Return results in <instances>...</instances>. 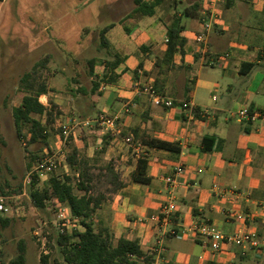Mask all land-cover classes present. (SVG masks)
Instances as JSON below:
<instances>
[{
	"label": "crops",
	"instance_id": "crops-1",
	"mask_svg": "<svg viewBox=\"0 0 264 264\" xmlns=\"http://www.w3.org/2000/svg\"><path fill=\"white\" fill-rule=\"evenodd\" d=\"M93 1L4 0L0 33L14 53L38 51L48 56V69L57 62L83 60V54L94 47L97 32L100 51L106 54L94 66L100 84L91 93L98 100V114L117 116L124 136L137 129L180 148L176 155L146 146L150 183L143 185L131 178L139 160L130 148L107 135L110 141L103 161L117 163L124 187L95 212V228L108 230L115 245L120 238L137 240L145 253L154 256L153 264H264V254L252 248L246 255L234 245L214 253L200 238L172 234L200 225L224 234L244 231L264 239V120L240 123L233 116L243 108L264 112V0H219L207 54L196 39L189 47L185 36L190 30L196 36L201 25L194 18H187L186 24L182 20L185 53H176L169 66L164 62L166 27L179 9L192 3L165 0L153 17H143L138 0H102L96 16L100 13L108 23L95 31ZM118 28L123 38L116 34ZM220 56L225 57L216 65L219 70L205 71L216 67L211 61ZM61 66L63 72L66 65ZM105 75L114 76V81L102 80ZM147 82L158 93L175 101H191L210 115L190 117L179 105L171 109L154 106L142 90ZM96 129L92 133L102 144L106 135ZM205 139L213 140L211 151L203 149ZM179 163L184 173L175 190L177 212L168 223L159 222L171 191L164 178L173 175ZM234 213L245 215L246 220H238Z\"/></svg>",
	"mask_w": 264,
	"mask_h": 264
},
{
	"label": "trees",
	"instance_id": "trees-1",
	"mask_svg": "<svg viewBox=\"0 0 264 264\" xmlns=\"http://www.w3.org/2000/svg\"><path fill=\"white\" fill-rule=\"evenodd\" d=\"M164 1L138 0L137 4L143 17H153ZM179 3V1L175 2L176 5ZM204 8L203 0H197L182 8V11L175 13L172 22L166 27L167 49L164 54V62L167 66L172 63L176 53L182 55L185 53L187 40L182 35L185 30L182 20L184 18H202ZM106 30H103L102 35L106 33ZM102 42L103 44L106 42L104 37H102ZM146 49L147 47L143 48L144 52ZM48 64L49 58L46 56L40 62L35 63L32 69L20 78L21 100L12 112L16 137L22 140L27 148L37 143L45 145L40 156L34 153L30 154L31 158L27 164L28 171L39 159L53 149L48 142L52 133L56 132V120L61 116V112L57 110V105L53 100H49V107L40 102L42 96H47L52 92L43 79ZM95 64V59L88 62L89 76L92 78L94 93L99 87V78L94 69ZM247 67L252 68V65L248 64ZM102 80L112 83L114 76L105 75ZM186 91L188 94L191 92L189 85L186 86ZM57 131L62 138V130ZM132 135L149 148L170 151L176 155L180 154V148L177 144L150 138L140 134L137 129L133 130ZM121 137L125 136L121 134ZM104 139L101 149L96 151L92 158H87L82 156L71 137L67 147V163L72 175L62 178L52 176L42 190L36 188L38 184L36 178L30 184L29 194L36 209L45 210L47 202L50 201L58 209L67 208L71 216L79 220V228L76 230L65 234L58 232L57 234L56 245L60 249L62 259L52 261L50 253L42 254L40 264H153L154 256L145 253L137 240L131 241L120 238L115 245L111 233L105 229H96L92 222V217L102 204L112 194L124 187L114 162L103 161V156L109 146L108 141H110L107 136ZM212 141V139L203 141L202 146L205 151L212 150L210 146ZM148 165V159L138 161L136 170L131 176L133 182L143 185L150 183V179L147 177ZM21 188L20 185L17 189H11L7 182L2 183L0 176V196L20 194ZM11 223L10 218L0 217L2 231H6ZM17 249L18 254L8 264L26 263L24 240L17 243Z\"/></svg>",
	"mask_w": 264,
	"mask_h": 264
},
{
	"label": "rangeland",
	"instance_id": "rangeland-1",
	"mask_svg": "<svg viewBox=\"0 0 264 264\" xmlns=\"http://www.w3.org/2000/svg\"><path fill=\"white\" fill-rule=\"evenodd\" d=\"M2 1L0 0V18L5 14ZM182 1L185 2L184 5H188L197 0ZM203 2L206 6L207 0H203ZM92 7L95 10L94 29L98 31V28L100 29L108 23L100 18V13L99 17L96 16L102 7V0H94ZM179 11H182V9H179ZM194 19V22L200 26L202 18ZM164 20L169 23V19ZM188 20L184 18L183 24H186ZM191 22L190 19V24ZM128 24L129 22H125V25ZM190 24L188 25L190 26ZM193 31L190 30L185 33L189 47H192L195 42ZM116 34L121 38L124 37L121 28L116 29ZM94 37V47L90 48L88 53L83 54V60L78 62L69 60L65 64L60 62L55 65L50 64V67L43 74V79L50 86L52 92L49 96H44L46 97L45 100H42L41 97L40 102L49 107V100H53L57 105V110L61 112V116L56 120V132L52 133L48 142L52 148H55L61 141V134L57 130H62L60 126L66 124L69 119L84 120L99 115L97 111L98 100L94 99L91 93L93 85L89 76L88 60L95 59L98 64L100 58L103 59L106 54L100 51V40L97 32H95ZM70 56L74 57V54L71 53ZM43 57V54L38 51L30 54L12 52L11 46L8 45L7 40L0 33V176L2 183L7 182L11 189H17L21 185L20 194H22L23 189L26 191L25 195L20 198H17V195L20 194L6 196L8 198L7 204L12 208L13 213L10 215L12 220L10 226L6 231L1 230L3 254L1 264H8L16 257L18 254L17 243L20 240H24L26 244L25 264H40V256L44 250L50 252L52 261L62 259L60 249L56 245L59 231L58 214L62 209L54 207L50 201L47 202L45 210L36 209L30 197L29 188L25 189L26 186L24 185L26 175L29 172L27 164L31 158L30 154L34 153L40 156L45 145L37 143L27 148L24 142L16 137L12 114L13 109L20 104L21 100L20 78L30 71L35 63L40 62ZM61 65H66L63 72ZM194 68L198 71V67ZM216 70H219L217 66L205 69L209 73ZM261 102L264 103V96H262ZM96 130V128H76L72 132L73 143L79 146V150L84 157L90 158L96 148L97 151L100 150L101 144L95 140L96 137L92 133ZM85 143L86 147L84 146ZM114 164L116 167L117 163L114 162ZM118 172L120 173V171ZM55 175L62 178L72 175V171L67 165L59 169ZM39 188L42 190L44 183H41ZM36 233L39 235H36Z\"/></svg>",
	"mask_w": 264,
	"mask_h": 264
},
{
	"label": "built area",
	"instance_id": "built-area-1",
	"mask_svg": "<svg viewBox=\"0 0 264 264\" xmlns=\"http://www.w3.org/2000/svg\"><path fill=\"white\" fill-rule=\"evenodd\" d=\"M2 1V0H1ZM219 0H207L206 6L202 11V22L201 29L196 33V43L201 46V51L207 54L208 50V36L213 30L214 25L218 19L217 5ZM225 57V56H224ZM223 56L217 57L211 61L212 65H219L224 59ZM105 85L102 86V89ZM143 92L148 95L152 104L157 107L171 109L178 106L182 111L188 113L190 117H195L196 114L201 118H206L210 115V111L202 110L198 108L191 101H175L165 95L158 93L153 83L147 82L142 86ZM233 116L240 123H256L260 120H264V112L261 110H249L247 108L239 109L233 113ZM119 118L117 116H109L106 114H99L94 118L84 120L69 119L68 122L62 127V138L60 143L47 152L38 162L32 167L27 173L25 178V186L30 189V184L36 178L38 184L37 189L40 190L39 185H44L51 179L52 176H56V172L68 165L67 163V147L69 139L72 137V132L75 128H99L102 130L104 135H109L113 139L120 141L125 146L131 149L133 156L136 160L147 159L149 154L146 146L139 140H136L134 136L128 135L121 137L120 128L118 125ZM184 173V166L179 163L175 169L174 174L164 178V181L171 187V191L168 195L167 202L161 209V214L157 218L159 222L168 223L173 214L177 212V203L175 190L179 185V177ZM24 189L22 194L17 195V198L25 195ZM8 198L6 196H0V217H9L13 211L12 208L7 204ZM233 217L240 221H245L246 217L243 214H232ZM58 228L60 234L66 232H72L78 227L79 220L71 216L68 209L63 208L58 214ZM177 238L191 235L192 237L200 238L203 242L209 243L210 249L214 253H221L224 248L229 245H234L242 249V255H246L249 248L257 251L258 254H264V239L258 238L253 233L244 231H237L232 234H224L214 227L194 225L188 232L172 233ZM36 235H39L36 233ZM1 228H0V264L2 262V248H1ZM47 250L43 251V255H47Z\"/></svg>",
	"mask_w": 264,
	"mask_h": 264
},
{
	"label": "bare ground",
	"instance_id": "bare-ground-1",
	"mask_svg": "<svg viewBox=\"0 0 264 264\" xmlns=\"http://www.w3.org/2000/svg\"><path fill=\"white\" fill-rule=\"evenodd\" d=\"M45 99H46V97L43 96V97H42V100H45Z\"/></svg>",
	"mask_w": 264,
	"mask_h": 264
}]
</instances>
